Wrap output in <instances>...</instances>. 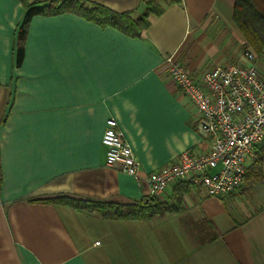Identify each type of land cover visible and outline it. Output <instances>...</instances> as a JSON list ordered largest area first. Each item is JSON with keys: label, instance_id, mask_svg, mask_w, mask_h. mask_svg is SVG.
<instances>
[{"label": "crops", "instance_id": "0c3cea01", "mask_svg": "<svg viewBox=\"0 0 264 264\" xmlns=\"http://www.w3.org/2000/svg\"><path fill=\"white\" fill-rule=\"evenodd\" d=\"M84 1L131 18L144 12V0ZM42 2L0 0V264H264V160L223 197L168 185L157 199L172 211L145 220L45 200L147 198L145 182L104 165L100 138L111 116L141 177L183 150L203 151L195 109L163 58L174 53L195 77L248 65L235 0L165 4L134 37L70 12L36 15L16 65L25 5Z\"/></svg>", "mask_w": 264, "mask_h": 264}, {"label": "built area", "instance_id": "2783aa9c", "mask_svg": "<svg viewBox=\"0 0 264 264\" xmlns=\"http://www.w3.org/2000/svg\"><path fill=\"white\" fill-rule=\"evenodd\" d=\"M242 56L248 65H215L199 77L174 53L163 58L165 71L195 109V128L205 141L203 151L183 150L141 177L139 161L111 116L100 138L104 165L145 182L147 198L161 196L168 185L180 181L203 186L216 198L240 188L246 168L255 161L256 147L264 142V51L255 53L245 42Z\"/></svg>", "mask_w": 264, "mask_h": 264}, {"label": "trees", "instance_id": "16d2710c", "mask_svg": "<svg viewBox=\"0 0 264 264\" xmlns=\"http://www.w3.org/2000/svg\"><path fill=\"white\" fill-rule=\"evenodd\" d=\"M182 0H144V12L131 18V12H116L103 5L90 3L84 0H46L42 3L26 4L21 24L19 25L16 47V65L21 64L24 56L22 44L26 33V26L36 15H50L70 12L84 17L101 27H112L125 35L138 36L151 23V16H159L165 4ZM163 2V3H162ZM87 5V6H85ZM234 22L241 30L245 42L252 46L257 53L264 51V0H235L233 9ZM264 160V142L255 150V161L246 168V174L251 169H258ZM245 174V175H246ZM45 200L61 203L75 208H83L94 212L106 219H149L155 215H163L172 211V207L160 201L157 197H149L144 201L129 203H115L111 201H92L77 199L70 196H57Z\"/></svg>", "mask_w": 264, "mask_h": 264}, {"label": "rangeland", "instance_id": "374dc122", "mask_svg": "<svg viewBox=\"0 0 264 264\" xmlns=\"http://www.w3.org/2000/svg\"><path fill=\"white\" fill-rule=\"evenodd\" d=\"M85 6H87V5H85ZM249 45V44H248ZM250 46V45H249ZM251 48H252V46H250ZM252 50H253V48H252ZM254 51V50H253ZM256 53V52H255Z\"/></svg>", "mask_w": 264, "mask_h": 264}]
</instances>
